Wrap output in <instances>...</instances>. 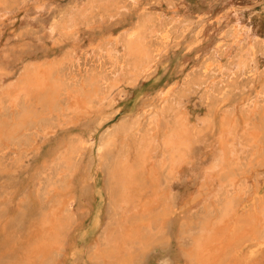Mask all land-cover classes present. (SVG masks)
Masks as SVG:
<instances>
[{
	"label": "rangeland",
	"instance_id": "374dc122",
	"mask_svg": "<svg viewBox=\"0 0 264 264\" xmlns=\"http://www.w3.org/2000/svg\"><path fill=\"white\" fill-rule=\"evenodd\" d=\"M25 1L28 5L20 9L21 0H0V7L19 13L16 24L3 25L1 34H9L26 61L52 64L65 88L56 95L40 91L17 99L0 93V264H196V239L206 224L225 221L228 198L235 202L225 230L232 232L212 264H264V0ZM122 4L124 9L117 8ZM149 18L156 28L172 27L174 40L144 77L125 82L137 68L132 57L122 56L121 68L111 72V30L120 26L123 34ZM72 19L78 27L68 32L63 26ZM53 21L60 27L51 39ZM237 23L253 26L254 67L240 65L249 41L226 53ZM152 28L147 30L154 48L161 36ZM220 33L224 41L217 42ZM216 51L224 67L206 70ZM114 80L125 82L121 94L112 105L101 102ZM169 83L167 114L156 120L143 108L158 106ZM76 94L83 104L90 102V109L77 113L71 108ZM258 96L252 113L243 102ZM138 118L143 123L131 143L146 138L152 144L145 197L141 206L124 213L115 202L109 164L125 143L119 130ZM179 118L194 135H211L222 119L230 118L238 128L239 158L213 172L207 169L211 155L195 142L187 163L172 173L170 152L160 142ZM131 143L125 148L137 144ZM54 145H63L67 160L52 159ZM62 203L67 210L60 216L59 249L21 252L23 244L13 238L22 240L26 230L44 218L52 220ZM120 230L132 232L131 239L118 244Z\"/></svg>",
	"mask_w": 264,
	"mask_h": 264
},
{
	"label": "bare ground",
	"instance_id": "6f19581e",
	"mask_svg": "<svg viewBox=\"0 0 264 264\" xmlns=\"http://www.w3.org/2000/svg\"><path fill=\"white\" fill-rule=\"evenodd\" d=\"M27 5L28 3L25 0H21V2L19 3V8L21 9ZM117 8L124 9L125 5L124 4L119 5L117 6ZM9 9H10V6L4 5L0 7V47L2 46V48H0V93L4 92L2 93L4 94V97H3L4 99L6 98V96L12 99L13 98L17 99L20 97L28 98L29 95L33 93L37 94L40 91H43V92L48 91L52 94H55V93L58 94L63 88H65V86L63 82L59 81V77L55 76V72H56L55 67L52 66V64H49L48 62L46 63V61L45 62L44 61L38 62V60L37 61H31V60L26 61L24 57L17 55L18 54L17 50L15 52L14 50L15 48L13 47L12 44H10L11 41H10L9 34L8 33L1 34L3 25L11 24V27H13L16 24L15 19H17V16L19 15V13H16L18 8L13 7L12 10H9ZM18 12H21V10H19ZM121 13L122 12H117V14H121ZM251 13H253V11ZM254 14L255 13H253V15ZM150 19L151 18L146 19V20L142 19L143 21L141 20L142 22L141 24L137 23L138 24V25L136 24L137 27L135 26V28H133L132 30H125V33L123 34L121 33L123 28L120 26L111 30L112 33H110V36H109L110 38L109 47H108L109 49L107 50L109 53L110 59L113 60V64L111 66V72L118 71V69L121 68V64L123 60L121 59L122 56L132 57V59L135 62V66L137 68L136 69L137 73L133 75L131 74L132 76L131 77L129 76V78H127L125 82L129 80L131 81L134 80V82L138 81V79H140L137 77L138 75L140 77H144L145 75L143 73L155 67V64L158 61L157 56H163L165 52H167L170 49L171 45L169 44L170 43L172 44V41L174 40L173 33H172L174 32V30H172L171 32L172 27L162 28L161 26V27L156 28V26L154 25V22L152 20L150 21ZM149 22L152 24L150 25ZM250 22H252L251 18H250ZM55 23L56 22L53 21L49 27L51 39L53 38V34L57 30V28L60 27V25L55 24ZM77 27H78L77 23L74 21V19L71 20L70 25L63 26V28H65L66 31H68V29L73 30L74 28H77ZM151 27L153 28L150 32H153V34L158 35L159 39L161 36V39L159 42L160 44L156 45V47L154 48L152 47L150 41L148 40L149 31L147 29ZM252 29H253L252 25H249L247 27V26H243L242 23H237L235 26V31L233 35L231 36V42L233 43V45L231 48H228L226 50V53L232 54L236 50V46L244 44L245 41H249L248 42L250 44L249 49L246 51L245 54H242L241 56V58H244L243 63L242 64L240 63V65L243 67L247 66L248 64L249 65L251 64L253 65L252 67H254V50H253L254 43H253V40L250 39L251 36L249 32V30H252ZM151 36H154V35H151ZM218 37L219 38L217 39V42L224 41V36L222 33H220ZM218 47L219 46H217L216 48L218 49ZM101 54L103 55L104 52H102ZM125 60L128 61L127 58ZM13 63L14 65H12ZM215 66L218 69H222L224 67L222 59L219 55V51H216L215 55L208 60V63L206 64L205 69L213 70ZM62 68H63L62 66L59 67L58 71H60ZM83 77L84 76L82 75L81 78ZM77 80L79 79L77 78V76H75V81ZM120 82L118 80H114L110 82V84H108L109 85V89L107 90L108 93L106 94L104 93L100 101L101 102L108 101L109 104L112 105L114 102L113 100H115L116 97L119 96V94H121L120 93L121 87L125 83V82L124 83H120ZM172 87H173L172 83L167 84L166 90H164L159 95L160 97H158L159 98L158 106H156L155 108L154 107L150 108V109L145 107L143 108L144 109L143 112L144 113L149 112L151 117H153L156 120H159V118L166 116L167 114L166 110L168 109H165L164 102L168 100L166 94L172 89ZM260 93L262 92L259 90L258 94ZM13 94L14 96H12ZM75 96L76 97L72 101L71 108L75 110L77 113H81L84 110H88V108L90 107V102L83 104L84 101L82 100V97L79 96L78 94H76ZM3 100H0V105L3 102ZM243 105L246 106L250 110V112L254 113L257 109V106L259 105V96L256 97V99H252V98L245 99L243 102ZM172 108L174 109V107ZM97 116H98V113H97ZM106 116L107 115H105V117ZM100 120L102 121V119ZM142 123H143L142 119L138 118L137 120L133 121L132 124L127 125L128 124L127 122L126 125L121 127L119 131L125 138L124 144L126 143L129 144L134 140L132 138H134L137 132L140 130ZM219 123L220 125L218 126L217 130H212L211 135H199V134L194 135L192 130L187 126V123L181 120V118L176 119L174 121L173 126L171 127L170 131L166 135H164V139L160 142L164 145V147H166L165 149L167 150V152H170V163H171L172 173L173 171H175L176 169L182 167L184 164L187 163V162L185 163L186 157H187L186 154L187 152L191 151L192 146L194 145L195 142L203 143L204 153L206 155L208 154L211 155L212 161H211V164L207 166V169H212L213 172H215L216 167L220 166L221 168L227 162L231 160H236L239 158V150L236 145L238 142L237 141L238 128L237 126H235V122L232 120L230 121V118H229V120L222 119V121ZM20 126L22 127L23 125H20ZM168 127L169 126H167V128ZM159 140H161V138H159ZM134 142L137 144H133ZM134 142L131 143L133 144L132 150H129L130 147L129 149L125 148L124 144L120 147H118L117 145L118 149L114 153L113 161H112L113 164L112 163L109 164L111 165L110 175L112 178L111 180L112 187H113L112 190H114L116 193L115 202L117 204V208L121 209L122 212L124 213L129 212L132 207L141 206L143 198L145 197V191H144V187L146 184L145 171L147 168V160L151 154L150 146L152 144H151V141L147 143L148 140L146 138H142L141 140L134 141ZM69 146L71 147V145ZM65 147H67V145ZM61 148H63V145L62 146L54 145L51 147L52 152L50 156L52 157L53 160L60 158V157L64 161L68 159L66 157L68 154L66 155L64 151L61 152ZM71 148L72 150H74L73 147ZM107 154H108V151H107ZM79 195H81L80 192H79ZM234 202L235 201L233 198H228V202H226L227 205L225 206V209H224L225 211L222 214L223 216L222 218H224L225 221L216 223L214 226H209L208 224H206L205 226L202 227L201 232L202 233L204 232V233L201 234L200 238L196 239V244L193 250L195 259H196V264L214 263L221 256L222 251L226 247V245L229 244L226 237H227V234L232 232V230L230 228L229 229L227 228L225 230V227L227 223V218H229L230 216L231 207L234 206ZM157 203H159V201H157ZM146 209L147 208H143L142 211H145ZM65 210H67V208L64 207V204L63 203L59 204L57 209L53 211L54 215H53L52 220H48V218H44L42 220L43 222L40 221V224L38 223L36 224L39 226L37 227L32 226V228L29 231L25 229L27 232L24 234L25 237L22 240H17V238H13L16 244L17 243L23 244L21 252L26 251V253L30 252L33 255H36L37 253H46L50 250L51 247L55 245L57 246V250H58L59 248L56 243L58 242V239H59V233L62 230L60 216L62 212ZM130 226L131 225H129V227ZM123 230H120V232H118V239H119L117 242L118 244L120 242L131 239L132 232L130 233L129 231H126V230L123 231Z\"/></svg>",
	"mask_w": 264,
	"mask_h": 264
}]
</instances>
